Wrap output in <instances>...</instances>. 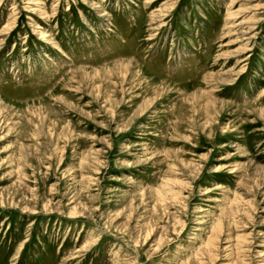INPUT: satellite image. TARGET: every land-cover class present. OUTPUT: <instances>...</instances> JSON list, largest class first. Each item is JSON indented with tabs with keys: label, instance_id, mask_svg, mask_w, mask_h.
<instances>
[{
	"label": "rangeland",
	"instance_id": "obj_1",
	"mask_svg": "<svg viewBox=\"0 0 264 264\" xmlns=\"http://www.w3.org/2000/svg\"><path fill=\"white\" fill-rule=\"evenodd\" d=\"M0 264H264V0H0Z\"/></svg>",
	"mask_w": 264,
	"mask_h": 264
}]
</instances>
